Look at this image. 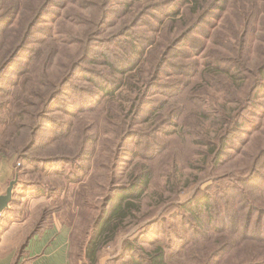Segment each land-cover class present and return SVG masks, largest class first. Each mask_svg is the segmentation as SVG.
<instances>
[{
  "label": "rangeland",
  "instance_id": "1",
  "mask_svg": "<svg viewBox=\"0 0 264 264\" xmlns=\"http://www.w3.org/2000/svg\"><path fill=\"white\" fill-rule=\"evenodd\" d=\"M115 2L111 4L112 8ZM182 4L181 0H137L133 5L136 17L134 30L140 34V46H143L145 51H153L148 53L144 62L140 58L141 71L139 69L136 80L131 81V90L123 91V97L121 94L120 99L113 101L102 111L105 99L98 94L96 85L91 87L92 83L88 81L90 76L78 72L65 85L58 105L50 107V119L43 124L41 122L42 127L35 135L36 144L25 153L23 149L28 146L33 125L30 114L42 96H49L51 89L66 74L67 66L79 48L75 39L80 42L84 34L94 30L90 24L97 22L99 13L95 11L91 17L88 10L81 13L77 8L74 14L75 6L68 4L65 12L72 9V13L67 14L62 26H56V20L64 9L53 8L52 15L44 20L45 24L41 27V38L48 41L51 35L55 39L52 48L53 52H56L52 58L42 57L34 65L32 58L38 47L33 46L34 50L22 58L23 63L4 72L6 81L1 83L0 87L11 89L10 81L19 87L14 95L6 94L8 98L0 95V119L3 123L12 124L9 126V136L12 137L9 139L8 148L0 152V170L8 172L10 176L2 184V193H5L10 182L16 180L11 201L12 207L17 210L14 217L16 220L33 223L43 211L51 209L54 212L51 214L52 219L62 223L69 231L70 258L75 264H88L86 249L92 240V229L102 204L112 193L109 191L110 187L126 185L133 168L139 163L141 168H151L149 187L140 200V213L124 219L114 241L103 245L97 252L96 264H114L113 260L122 254L123 245L134 239L145 224L149 226L140 236L136 250L140 251L141 255L163 247L169 259L168 264H250L264 259V244H261L264 243V238L262 241L244 238L238 234L237 227H234L233 233L228 230L220 231L216 222L208 220V214L201 215L207 226H199L190 214L179 209L180 204L190 200L194 192L206 190L214 205L211 209L213 218L215 215L227 218L228 214L233 213L237 226H241L251 212L249 209L253 207L256 208L254 211L260 212L252 214V223L260 216L263 221L260 226H264V198H258L252 187L240 185L239 181L234 180L247 177L256 159L264 158V93H261L260 97L262 103L252 105L246 111L243 129L228 144L224 157L222 156L215 168L209 161L202 162V157L197 156L198 154H189L201 146H194L190 141H184L182 146L176 141H170L171 138L160 135L174 128L171 126L174 121H170L171 110L167 106L163 118H158L156 122H142L153 107L170 104L174 99L173 90L183 86L188 77V68L180 67L182 69L179 73L173 68L177 62V54L185 60L191 57L188 42L176 41L177 29L175 32H166L163 39H160L161 35L157 30L163 15L169 12L173 5L181 7ZM227 6L223 13H214L217 16L221 14L216 21L206 20L193 30L191 36L196 40H193L192 44L196 51L198 47H204L208 56L215 50H222L227 54L228 47L237 46L236 43L233 45V37H237L238 31L231 27L229 20L231 18L232 22L235 20L240 23L238 16L242 14L231 2ZM261 6L264 7V0ZM117 9L119 8L116 7ZM244 13H247L245 8ZM120 15L114 17L111 13L106 26L103 27L106 31L102 36L107 43L114 40L108 36L113 30L110 29L112 26L118 29L122 24L133 22L131 16L119 19ZM209 23L217 25L214 39L211 41L196 37V34L207 32L204 28L207 29ZM68 32L72 37L67 36ZM258 36H261L259 41L254 40L253 34L247 37L250 59L258 55V45L264 46V35ZM99 46L96 48L98 54L106 50L113 54L119 52L109 43H100ZM168 47L170 48L167 50ZM197 59L202 62V54ZM160 60L162 61L157 80L146 86L147 100L140 114V124L131 126L137 130L136 135H126L123 138L130 128L129 118H124L122 113L131 110L137 103L140 90L144 89L145 78L153 74ZM249 63L253 64V60ZM85 68L94 72L104 70L102 66L92 64ZM117 76L105 75V78L117 79ZM25 77L28 78L23 82ZM203 95L205 98L200 99L201 110L212 111L225 106L228 113L237 105L231 101L230 103L228 98L245 97L239 92L233 95L223 83L213 80L204 87ZM14 98L16 105L23 106L21 120L16 116L19 114L17 108L11 107ZM189 98H184L186 100L183 106L188 111L194 110V105L187 100ZM81 110H84V113H81ZM78 118L81 120L76 123ZM20 123L22 127L19 128ZM3 128L5 125H0V133L6 129ZM187 129L192 130L189 127ZM208 129V123L203 125V130ZM140 132L147 133L152 139L151 142L157 137L156 141L160 147L150 144L151 149H142V141L138 138ZM161 150H165V153L158 155ZM17 152L29 161L17 158ZM155 156L156 160L148 162ZM174 162L178 163L179 169L176 172V183L168 186L166 178L171 177V165ZM192 165L195 166L194 169ZM261 173L264 175V171L261 170ZM156 217L158 221H155ZM262 232L264 237V231Z\"/></svg>",
  "mask_w": 264,
  "mask_h": 264
},
{
  "label": "trees",
  "instance_id": "2",
  "mask_svg": "<svg viewBox=\"0 0 264 264\" xmlns=\"http://www.w3.org/2000/svg\"><path fill=\"white\" fill-rule=\"evenodd\" d=\"M101 4L98 5V2ZM0 0V85L6 81L4 72L8 68H13L19 63H23L22 58L29 55L35 47H38L36 53H34L32 61L35 65L40 58L51 59L53 56V44L55 39L50 35L48 41L45 38H41V27L45 24L44 20L52 15L53 8L64 9L56 20L55 25L62 26V21H65L68 13H72V9L69 12H65L66 6H75V13L77 8L81 11L88 10L91 17L97 11L99 13V19L97 22H91V28L94 30L84 34L83 38L78 42L79 48L77 54L74 55V59L67 66V72L63 78L55 85L49 96H42L41 101L35 105L34 111L30 114L33 119V125L29 133L28 146L23 149L25 153L31 146L33 147L35 142L36 132L40 131L44 121H48L50 107H55L59 103V97L62 95L65 85L68 83L71 77H74L78 72H82L83 75L88 74L90 78L88 81L92 83L91 87L96 85L98 94L105 99L102 107V111L111 105L113 101L120 99L119 96L123 91H130L131 81L136 80V76L140 68V58L147 59L149 51H145L143 46H140V34L134 30L136 28L134 20V3L137 0ZM164 1V0H162ZM263 0H181L183 3L181 7L173 5L172 9L163 15L157 30L160 32V39H163V35L175 32L176 41H187L188 50L191 53V57L187 60L183 56L176 55V63L173 65L174 71L179 73L180 69L186 67L187 78L183 86L175 88L174 99L170 104H161V106H155L147 114V117L142 122H156L158 118H163L165 114V107L171 110L170 121H174L171 124L174 127L171 131L161 133L166 138H171L170 141H176L179 145H184V141H190L194 146H201L200 149L189 152V154L201 156L202 162L209 161L211 166L215 168L222 159L225 149L233 138L243 129L244 115L246 111L252 105H258L261 102V93H264V46L258 45L259 53L257 56L250 59L249 48L247 49V37L249 34L254 35V40L261 39L264 35V7L261 6ZM115 2L114 8L112 3ZM236 5L237 10L242 14L238 16L240 23L230 18L229 23L231 27L238 31L237 37L234 38L236 47H228L229 53L225 54L212 51L210 56L205 53L204 47L195 50V46L192 44L193 38L191 35L193 30L196 29L202 22L206 20L216 21L220 16L214 15V13H223L227 9V5ZM217 3V4H216ZM77 5V7H76ZM219 5V6H217ZM116 7L119 8L116 10ZM247 10V13L243 14V9ZM114 14V17L120 15L119 19H124L127 15L131 16L133 22L129 24H122L118 29L113 26V29L109 32L108 36H111L113 42H108L113 47L117 48V51L111 53L106 50L104 53L98 54L96 48L100 47V43H108L105 41V37L102 35L106 30L103 29L106 26V21L109 19L110 14ZM214 15V16H213ZM189 23H191L189 25ZM216 24H208L207 30L209 34H196V37H203L207 40L214 39ZM251 28V30H250ZM250 30V31H249ZM249 31V32H248ZM39 36V38H38ZM67 36L72 37L70 32ZM191 36V37H190ZM66 40L64 41V43ZM200 43V40H198ZM63 43V44H64ZM178 44V43H177ZM175 44V46L177 45ZM223 47V45H221ZM170 47L167 48V50ZM201 49V50H200ZM166 50V51H167ZM202 54V62L197 58ZM228 55H234L235 57H226ZM253 60V64L250 65L249 61ZM162 60L156 66L155 71L150 76L146 77L143 85L144 89L140 90L137 103L132 106L131 110L122 113L124 118H129L128 127L130 128L125 132L123 138L126 135H136L137 130L132 129V124H140V114L144 110L145 101L147 100V85H151L159 76V65ZM89 64L100 65L103 67V71L94 72L87 71L85 68ZM182 67V68H180ZM174 72V75L177 76ZM105 75L111 77L112 75H118L117 79L105 78ZM88 76V77H89ZM173 77V74L172 76ZM28 77L23 79V82ZM216 78V79H215ZM213 80L217 83L221 82L226 86V89L233 95L237 92L244 95V98H228L229 102L236 103L234 109L228 113L225 106H220L216 110L204 111L200 109V99L205 98L203 95L204 87ZM11 89L0 87L1 97H7L6 94L12 93L19 87L14 82H9ZM140 96L142 102L140 103ZM185 97H191L187 99L194 105V110H186L183 106ZM8 98V97H7ZM12 99V98H11ZM15 99V98H14ZM13 99V100H14ZM11 101V107H16L18 111L19 119L21 120L23 115V106L16 105V99ZM204 101V100H203ZM9 102V101H8ZM206 102V100H205ZM230 102V103H231ZM7 103V102H6ZM144 104V105H143ZM198 110V111H196ZM84 110H81V113ZM101 111V112H102ZM196 111V112H195ZM86 112V111H85ZM164 112V113H163ZM13 114V113H11ZM213 115V116H212ZM76 119V118H75ZM81 119L75 120L79 122ZM208 123L209 129L203 130V125ZM0 125H5V130L0 133V152H3L8 148L9 136L11 131L10 122H2L0 119ZM19 128L22 124H18ZM192 128V130L187 129ZM59 131V130H58ZM211 132V133H210ZM124 133V132H123ZM129 133V134H127ZM13 135V134H12ZM139 140L142 141V149H151L150 144L160 147L158 144V138L151 142V138L147 133L140 132ZM136 138V137H135ZM137 138V139H138ZM157 140V141H156ZM22 148H20L21 150ZM165 150H161L164 154ZM17 152V158H22L24 161L28 160L23 154ZM264 154V150H263ZM224 157V156H223ZM156 156L149 159L148 162L156 160ZM264 158H257L256 163L250 171L249 175L239 179H234L240 182V185H247L252 187L253 192L258 198H264V175L261 170L264 171ZM29 161V160H28ZM193 169L195 166H193ZM191 167V168H192ZM178 163L174 162L171 165V177L166 178V183L169 186H173L176 183V172L178 171ZM150 172L151 168H141L140 163L136 165L132 173L129 175L126 185L120 187L111 188L109 191L112 193L105 198V202L102 204L101 211L98 218L95 221V227L92 229V240L89 242L86 249V261L88 264H96V255L99 249L114 241L115 237L121 230L122 222L130 215L140 213V200L150 184ZM112 184V183H111ZM257 200V199H255ZM12 203V202H11ZM10 203V204H11ZM12 205V204H11ZM214 205L209 193L205 190L194 192L192 198L187 202L180 204L179 209L187 212L193 218V221L197 225L207 226V222L202 221L201 215L208 214V220L216 222L218 230L233 233L234 227H237L238 234L247 239L255 241H262L264 226L261 223V217H257L253 222L252 214L260 212L254 211L256 208L251 207L248 213V217H245V221L240 226H237V222L232 214H228L227 218L223 216L215 215L214 218L211 214V209ZM17 211V210H16ZM203 211V213H202ZM53 211H43L37 221H33L31 224L30 237H33L45 229L49 228L53 217ZM259 214V213H258ZM213 218V219H211ZM159 219L156 217L155 221ZM253 224V225H252ZM148 224H145L140 231L130 239L125 245H123L122 254L113 261L114 264H168L169 259L167 253L163 247H157L152 252H144L140 255V251L136 248L140 243V236L148 228ZM140 233V234H139ZM139 235V236H138ZM137 236V237H136ZM264 244V243H261ZM129 252V254H127ZM134 253L133 255H131ZM263 261V262H262ZM250 264H264V259Z\"/></svg>",
  "mask_w": 264,
  "mask_h": 264
},
{
  "label": "crops",
  "instance_id": "3",
  "mask_svg": "<svg viewBox=\"0 0 264 264\" xmlns=\"http://www.w3.org/2000/svg\"><path fill=\"white\" fill-rule=\"evenodd\" d=\"M9 178L8 172L0 170V196ZM15 214L11 204L0 214V264H75L70 258L69 231L62 223L53 220L49 228L30 237L32 223L16 220Z\"/></svg>",
  "mask_w": 264,
  "mask_h": 264
},
{
  "label": "water",
  "instance_id": "4",
  "mask_svg": "<svg viewBox=\"0 0 264 264\" xmlns=\"http://www.w3.org/2000/svg\"><path fill=\"white\" fill-rule=\"evenodd\" d=\"M16 180L9 183L5 193L0 196V214L3 213L12 201V191Z\"/></svg>",
  "mask_w": 264,
  "mask_h": 264
}]
</instances>
